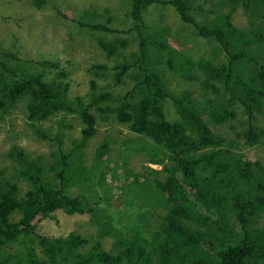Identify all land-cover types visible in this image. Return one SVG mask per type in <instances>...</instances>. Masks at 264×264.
Instances as JSON below:
<instances>
[{
    "label": "trees",
    "instance_id": "trees-1",
    "mask_svg": "<svg viewBox=\"0 0 264 264\" xmlns=\"http://www.w3.org/2000/svg\"><path fill=\"white\" fill-rule=\"evenodd\" d=\"M32 2L40 9L48 0ZM153 5L173 6L182 25L216 44L213 58L196 60L187 54L188 45L177 40L169 26L150 29L145 14ZM130 6L138 35L98 37L105 57L114 62L112 67L92 65L98 70L95 75L104 77L107 72L117 84L131 83V89L117 98L97 93L92 81L88 105L81 97L70 101L67 85L58 78L45 80V71L26 64L33 61L0 48V115L25 102L28 124L42 138L59 143L51 154L53 164L43 155L33 157L13 146L8 153L12 175L0 167V264H264V159L236 155L237 141L210 126L231 124L239 106L248 122L238 137L249 147L264 143V128L258 125V116L264 115V0H130ZM239 9L247 18L242 28L234 23ZM91 14L84 16L91 20ZM87 27L119 33L104 23L88 21ZM171 73L187 82L197 80L198 89H176ZM107 101L110 105L102 106ZM94 106L101 117L114 116L126 124L138 141L150 139L128 141L124 158L133 150H151L146 163L161 165V170L149 168L147 175L125 170L124 164L121 168L124 159L113 156L109 139L97 149L93 166L85 167L83 148L98 132L96 116L90 112ZM61 114H77L84 125L71 150L61 146V133L72 128L70 123H56L57 138L41 128ZM111 161L116 163L109 173ZM116 173L118 185L112 177ZM16 178L30 189L22 193ZM73 183L87 187L84 196L69 194ZM117 191L121 193L115 195ZM160 209L165 214L159 216ZM58 211L89 215L99 236L114 239L111 250L76 233L41 234L39 224ZM15 214L18 220L12 219Z\"/></svg>",
    "mask_w": 264,
    "mask_h": 264
},
{
    "label": "rangeland",
    "instance_id": "rangeland-1",
    "mask_svg": "<svg viewBox=\"0 0 264 264\" xmlns=\"http://www.w3.org/2000/svg\"><path fill=\"white\" fill-rule=\"evenodd\" d=\"M32 0H0V48L2 50H12L22 58L23 61H33L28 64L29 68L37 72H46L45 80L53 81L59 79L66 86V97L72 101L76 97L85 100L86 105L91 101L89 94L93 91L91 82L95 81L97 93H108L113 98H117L121 94L131 89L130 86H122L117 84L111 76L106 72V76L100 77L95 75L96 69H92V65L106 63L112 67L114 59L105 57L104 52L98 45V37L106 39L125 38L137 36V30L134 22L129 16L131 9L130 0H48L47 4L42 8H36L32 4ZM85 12L92 13L91 20L84 16ZM90 21L93 24L104 23L107 27L116 29L119 33L106 34L99 30H93L87 27ZM145 21L150 29H159L162 26H169L173 36L180 40L185 47L187 54L198 58H213L212 50L216 49V44L198 37L193 33V29L189 25H182L177 11L170 5H153L145 14ZM234 23L239 28L247 25V18L243 15L242 10L234 15ZM131 31V33L128 32ZM174 32L176 34H174ZM174 41L172 37H169ZM183 50V49H182ZM185 52V51H184ZM220 61L225 60L224 53H218ZM47 62V63H43ZM20 63V62H19ZM49 63V64H48ZM50 64H57L55 68ZM199 68L195 67L194 73L199 75ZM64 74H66L64 76ZM181 76V75H180ZM169 78L172 79L171 85L178 89H198L197 80L187 82L181 79L177 74L171 73ZM110 105L107 101L104 105ZM236 119L231 124L225 123L222 126L210 124L211 129L231 140L237 141L236 155L244 156L251 161H263L264 159V143L255 147L246 145L243 139L238 137L248 122V116L243 112L242 107L236 106ZM90 112L96 116L98 132L90 138L86 146L83 148L84 157L83 164L90 168L96 156L97 149L105 139L111 141V152L116 158L120 157L124 160L119 162L121 168L125 165V170L131 169L134 172H145L147 175L151 173L149 168L161 170V165L147 164L146 159L150 156V151L133 150L129 153V157H123L127 150L124 148L128 141L132 143L140 140L137 134L130 131L126 124L118 123L114 116L103 118L97 111V108L91 107ZM169 114L172 115L174 110L169 105ZM26 103L21 102L15 109L8 114L0 115V167H6L8 174L13 173L12 163L8 157V153L13 146L24 148L26 152L34 156L43 155L47 162L54 163L51 154L57 151L59 143L57 139H44L34 127L28 124L26 117ZM65 120L72 125L71 129L62 131L63 145L65 150H71L74 146V140L81 136V130L84 127L79 115L66 114L54 117L52 120L41 124V128L49 131L52 137L58 136L57 131L60 129L57 122ZM258 125L264 128V115L258 116ZM150 142V139L138 141L136 143ZM110 170L116 161H111ZM169 164V162H166ZM171 165V164H170ZM169 165V166H170ZM120 171V170H119ZM119 174L113 177L114 184L121 182L117 179ZM159 178L164 175L160 174ZM111 175L106 176L104 181L107 187L111 184ZM115 177V178H114ZM19 183L20 189L26 192L30 186L25 180L15 179ZM113 186V185H111ZM69 194L77 196L87 192V187L80 183H73L68 187ZM115 192V195L120 194ZM109 197V193L107 195ZM115 198V197H113ZM161 210V211H160ZM158 215L165 214V209H160ZM19 214H15L12 219L18 220ZM158 220L150 222L154 225ZM264 222V220H262ZM259 227L263 223L258 224ZM39 229L49 237H63L69 233H76L79 236L89 240H98L106 250H111L114 239L110 236H99V227L92 223L89 215L69 216L64 212L58 211L54 213L53 219H45L39 224ZM239 231L240 227L237 226ZM92 245V243H91ZM89 245V247H91Z\"/></svg>",
    "mask_w": 264,
    "mask_h": 264
},
{
    "label": "clouds",
    "instance_id": "clouds-1",
    "mask_svg": "<svg viewBox=\"0 0 264 264\" xmlns=\"http://www.w3.org/2000/svg\"><path fill=\"white\" fill-rule=\"evenodd\" d=\"M171 6V5H170ZM173 7V6H172ZM174 8V7H173Z\"/></svg>",
    "mask_w": 264,
    "mask_h": 264
}]
</instances>
